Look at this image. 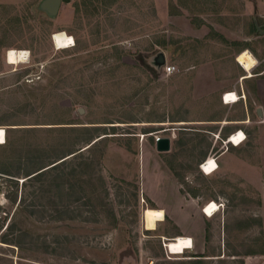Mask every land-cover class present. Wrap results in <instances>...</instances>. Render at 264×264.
<instances>
[{
  "label": "rangeland",
  "instance_id": "374dc122",
  "mask_svg": "<svg viewBox=\"0 0 264 264\" xmlns=\"http://www.w3.org/2000/svg\"><path fill=\"white\" fill-rule=\"evenodd\" d=\"M41 1L0 0V264H264L254 107L247 139L228 144L253 172L200 168L225 148L214 123L240 113L219 89L255 90L238 60L264 72V0H70L55 18ZM58 31L75 45L56 49ZM10 48L28 50V63L8 65ZM157 137H170L171 150L159 152ZM184 198L203 210L222 202L201 257L168 253L165 238L180 236L168 217L156 230L143 224L146 207L179 214Z\"/></svg>",
  "mask_w": 264,
  "mask_h": 264
},
{
  "label": "crops",
  "instance_id": "0c3cea01",
  "mask_svg": "<svg viewBox=\"0 0 264 264\" xmlns=\"http://www.w3.org/2000/svg\"><path fill=\"white\" fill-rule=\"evenodd\" d=\"M10 49H13V48H10ZM240 66L242 67V65ZM252 70L250 72L246 70L244 71H246L245 73L249 75L252 74L253 77H247L243 79V77L246 76L245 74L240 77V80L242 82L245 81V82H250L253 84L254 82H256L254 91H251L248 87L246 90L245 86L243 85L240 89H238L237 87L230 88L227 85L219 89L220 91L219 101L222 102L225 107H228V109L231 110L233 108V105L238 104V103L239 104L237 106L240 107L239 109L240 113L230 114V115L228 114L225 116V118L220 119L214 123L216 125H219L216 136L225 135L226 141L232 134L237 133V131H240L242 133L244 132V134L247 133V128L249 126L248 124H251V123H244V122H249V119L251 122V111L253 107L257 115H258V109H260L262 112V117L258 115L259 120L256 122V124L258 127L257 132L259 134V137L261 135L264 136V104L262 103V101L264 100V77H262L264 75V72H260L256 75H253ZM233 92L236 93L237 95L245 94V99L243 98L236 103L228 104L224 102L223 95L226 93H233ZM247 93L249 95L254 93L255 95V98L252 99L253 101L250 104L248 103V100H247ZM224 122H227V124H225ZM226 141L223 140L224 145H225L224 146L225 148L223 150L219 151L216 154H208L206 159H209L210 157L214 158L218 165L217 171L222 172L224 174H229L232 172H239L240 174H243V175L245 174L249 175L250 172H253L251 171L252 169H250L249 167H245L244 164L240 163L239 159L233 156V153L229 152L228 144H232V143L226 142ZM233 146H234L233 149L236 150L237 149L236 146L235 145ZM226 157L228 158V160H230L231 158V161L226 160ZM150 197L152 198V200L155 201V198H153V196L150 195ZM210 201L216 202L217 204L222 203L220 202V200L218 201V199H211ZM178 202H179V206L182 207L181 208L182 210L180 209L181 211L179 214L176 211L169 210L167 208L168 204H162L163 206L162 209L165 211V220L163 222H165L166 218L168 217L173 222V224L177 227L178 235L187 236L193 240V248L190 250H186L188 253H190V256L193 255L195 257L197 255H203L206 251V240H205V236L207 232L206 225L207 223L212 221L213 216L212 217L208 216L204 212L203 208L199 207L196 209L195 204L197 203H194V202H197V201L194 199L187 200V198H184V199H180ZM155 204L158 205L159 203H156L155 201ZM193 205H195V207L192 208Z\"/></svg>",
  "mask_w": 264,
  "mask_h": 264
},
{
  "label": "bare ground",
  "instance_id": "6f19581e",
  "mask_svg": "<svg viewBox=\"0 0 264 264\" xmlns=\"http://www.w3.org/2000/svg\"><path fill=\"white\" fill-rule=\"evenodd\" d=\"M52 41L56 49H69L75 45V38L65 31H58L52 35ZM30 60V52L25 49H9L6 56V62L13 66L28 63ZM239 64L246 71L254 69V63L247 57L242 56L238 60ZM245 71V72H246ZM252 77V74L249 76ZM226 103H236L238 95L231 93L226 98ZM244 132L235 133L229 140L235 146H239L244 140ZM6 143V130L0 128V145ZM204 174L211 175L218 170L217 162L214 158H210L206 163H203L201 168ZM206 207V206H205ZM221 210L216 202H211L205 209V213L212 217L217 211ZM165 220V211L160 208L146 207L143 212V224L146 230H156L158 224ZM165 246L170 255H182L186 250L193 248V240L187 236H177L174 239H166Z\"/></svg>",
  "mask_w": 264,
  "mask_h": 264
},
{
  "label": "water",
  "instance_id": "95a60500",
  "mask_svg": "<svg viewBox=\"0 0 264 264\" xmlns=\"http://www.w3.org/2000/svg\"><path fill=\"white\" fill-rule=\"evenodd\" d=\"M70 0H42L39 4V9L45 12L49 17L55 18L59 14L62 3H67ZM260 30V28L258 27ZM261 33L264 35V29L261 30ZM156 65L162 66L165 63V57L163 54H160L156 60ZM258 115L262 117V112L258 109ZM172 139L170 137H162L156 142V147L159 152H168L171 150Z\"/></svg>",
  "mask_w": 264,
  "mask_h": 264
},
{
  "label": "trees",
  "instance_id": "16d2710c",
  "mask_svg": "<svg viewBox=\"0 0 264 264\" xmlns=\"http://www.w3.org/2000/svg\"><path fill=\"white\" fill-rule=\"evenodd\" d=\"M255 30H256V28H254ZM102 139H104V138H102ZM97 142L98 141H96L94 144H93V146L95 145V144H97ZM92 146H90L88 149H90ZM66 160L67 159H65V160H63V161H61V162H59V163H56V164H54L52 167H50V168H48V169H45V170H43V168H41L39 171H37V172H28V174H27V176H31L28 180H31V181H38V180H41V178L47 173V172H49V171H52V170H56V169H59L60 167H61V165H64L65 163H66ZM1 173L2 174H5V175H11V176H13L12 174H11V172L9 171V170H6V169H1ZM63 180L64 179V175H63V173H59L58 174V176H57V179H55V181L56 180ZM64 182V181H63ZM202 255H197L196 257H201Z\"/></svg>",
  "mask_w": 264,
  "mask_h": 264
},
{
  "label": "built area",
  "instance_id": "2783aa9c",
  "mask_svg": "<svg viewBox=\"0 0 264 264\" xmlns=\"http://www.w3.org/2000/svg\"><path fill=\"white\" fill-rule=\"evenodd\" d=\"M176 70H177V68H176V66L175 65H168L167 67H166V73L167 74H173V73H175L176 72ZM229 94H231V93H226V94H224L223 95V99H224V102H227V100H226V98H227V96L229 95ZM245 99V94H241V95H238V101L239 100H241V99ZM237 101V102H238ZM240 131H237V133H239ZM236 133V134H237ZM235 134V133H234ZM234 134H232L229 138H228V140L226 141V142H229V140L232 138V136L234 135ZM161 137H157L156 138V142H157V140H159ZM247 139V136H246V134H245V137H244V140H243V142L245 141ZM242 142V143H243ZM207 162V160L205 161V162H203V163H206ZM203 163L201 164V166H200V168H202L203 167ZM211 204V203H210ZM210 204H208V205H210ZM207 205V206H208ZM219 205V208L221 207V204H218ZM206 206V207H207ZM206 207H205V209H206ZM205 209H204V212H205ZM218 212V211H217Z\"/></svg>",
  "mask_w": 264,
  "mask_h": 264
}]
</instances>
